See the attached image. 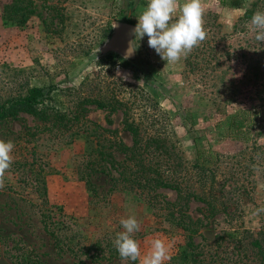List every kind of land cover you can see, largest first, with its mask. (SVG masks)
Returning a JSON list of instances; mask_svg holds the SVG:
<instances>
[{"label":"rangeland","instance_id":"rangeland-1","mask_svg":"<svg viewBox=\"0 0 264 264\" xmlns=\"http://www.w3.org/2000/svg\"><path fill=\"white\" fill-rule=\"evenodd\" d=\"M11 1L0 0V101L32 86L51 87L48 104L66 111L81 97L118 98L125 106L109 113L89 105L86 117L116 129L130 145L122 124L126 109L142 133L175 143L186 165L178 175L189 184L197 186L191 167L197 158L215 169L213 192L223 188L221 200L231 212L201 228L207 247L214 249L216 237L232 230L243 233L244 243L264 242V42L255 41L250 24L255 11H264V0H202L207 37L174 64L149 47L147 35L134 36L137 64L117 53L96 54L110 34L108 24L125 22L118 8L132 1L136 25L148 0H24L33 11L23 23L5 17ZM70 134L26 113L0 121V139L14 143L0 188V264H139L121 260L113 245L128 216L140 222L134 238L142 254L151 239L161 238L172 256L184 242L182 233L163 230L161 210L119 185L112 188L106 174H90V190L80 179L87 172L84 140L66 143ZM158 192L170 201L176 197L174 190ZM49 205L52 220L65 227L56 233L58 244L41 221ZM200 205L192 201L189 212L198 216ZM221 244L218 252L233 243Z\"/></svg>","mask_w":264,"mask_h":264},{"label":"trees","instance_id":"trees-1","mask_svg":"<svg viewBox=\"0 0 264 264\" xmlns=\"http://www.w3.org/2000/svg\"><path fill=\"white\" fill-rule=\"evenodd\" d=\"M22 3L19 4L18 1L13 0L6 4L3 7L5 17L23 23L33 9L32 2ZM118 9V15L123 21L133 23L132 1L121 5ZM110 29L108 24L105 35H108ZM109 56L113 57V54ZM51 89V87L32 86L24 94L1 100L0 121L17 119L20 113H26L41 122L53 121V124H58V127L71 129L66 143L83 139L84 163L87 172H83L80 179H86L89 189L90 174H106L112 181V188L119 185L132 191L138 198L143 197L148 207L161 210L159 217L162 218L160 227L163 230L182 233L184 242L165 264H264V242L257 237L244 243L246 237L243 233L232 230L218 235L215 240L216 247L210 249L200 234L201 228L206 226L216 214L229 215L231 212L228 204L221 200L223 188L218 189L219 194L213 192L215 169L200 163L197 158L191 166L195 170L197 186L189 184L187 182L189 179L186 181L183 176L178 175L186 165L182 161L179 150H176L175 143L158 134L142 133L139 124L129 118L126 109L123 111L122 124L131 135L130 145L115 135L116 129L105 128L86 117L89 105H95L98 109H108L110 113L125 106L123 101L118 98L81 97L78 98L74 109L66 111L48 104L52 99ZM106 122L110 124L111 120L107 118ZM107 133L114 136L106 137ZM115 154H120L121 158L117 159ZM207 184L209 188L206 187ZM159 189L174 190L175 199L173 201L166 199L158 192ZM90 190L93 191L92 188ZM42 194H46L44 186ZM192 201L201 203L197 207L198 216L189 212ZM52 207L53 205H49V208L41 213V221L45 232L55 237L58 244L59 239L56 233L65 227L61 221L52 220V215L49 214ZM56 208L62 211L61 207L56 206ZM197 237L202 238L196 240ZM224 239L233 244L230 249L228 246V251L218 252L217 249ZM67 249L73 251L69 244Z\"/></svg>","mask_w":264,"mask_h":264},{"label":"clouds","instance_id":"clouds-1","mask_svg":"<svg viewBox=\"0 0 264 264\" xmlns=\"http://www.w3.org/2000/svg\"><path fill=\"white\" fill-rule=\"evenodd\" d=\"M203 15L202 0H183V3L180 0H148L146 8L137 16L138 22L132 33L136 39L147 35L149 47L166 64H174L187 58L206 39ZM250 24L255 41L261 44L264 42V11H255ZM135 40L129 41L130 52L136 49ZM13 149L11 140L0 139V188L4 187L6 171L13 162ZM120 224L123 231L117 233L113 245L121 260L139 261V264H165L171 259L169 246L161 238L151 239L148 250L142 254L140 243L134 238V233L141 228L135 216L121 218Z\"/></svg>","mask_w":264,"mask_h":264},{"label":"water","instance_id":"water-1","mask_svg":"<svg viewBox=\"0 0 264 264\" xmlns=\"http://www.w3.org/2000/svg\"><path fill=\"white\" fill-rule=\"evenodd\" d=\"M134 27V24L127 22H112L110 34L103 44L97 49L96 54L105 55L108 53H117L133 64H137L138 54L136 49L131 52L129 51V41L134 40V35L132 33V29Z\"/></svg>","mask_w":264,"mask_h":264}]
</instances>
